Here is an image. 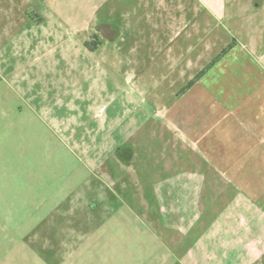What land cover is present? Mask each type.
<instances>
[{"label":"rangeland","instance_id":"obj_1","mask_svg":"<svg viewBox=\"0 0 264 264\" xmlns=\"http://www.w3.org/2000/svg\"><path fill=\"white\" fill-rule=\"evenodd\" d=\"M45 8L0 0V264H264V241L219 224L203 236L159 212L151 160L164 136L152 128L162 122L169 138L181 68L94 29L60 32ZM179 197L175 207L190 195Z\"/></svg>","mask_w":264,"mask_h":264},{"label":"crops","instance_id":"obj_2","mask_svg":"<svg viewBox=\"0 0 264 264\" xmlns=\"http://www.w3.org/2000/svg\"><path fill=\"white\" fill-rule=\"evenodd\" d=\"M44 4L43 16L60 32L66 23L77 33L94 29L106 43L122 40L126 44L122 48L129 52L146 51L154 56L153 65L181 68L179 80L187 83L176 95L169 138L162 135V122L152 128L154 136H164V147L158 143L151 162L152 193L160 201L159 212L165 209L163 216L170 218L165 224L198 222L205 228L203 236L219 224L224 228L218 233L226 237L263 242L264 0H44ZM225 19H230L231 30L221 24ZM254 23L262 28H254ZM84 43L76 41L78 46ZM230 46L206 75L184 90ZM178 195L190 197L175 207ZM179 209L187 210L188 217H179L184 222L174 220ZM208 211L214 218L205 223ZM188 238L198 239L193 234Z\"/></svg>","mask_w":264,"mask_h":264},{"label":"trees","instance_id":"obj_3","mask_svg":"<svg viewBox=\"0 0 264 264\" xmlns=\"http://www.w3.org/2000/svg\"><path fill=\"white\" fill-rule=\"evenodd\" d=\"M231 49H232V46H230L227 49L223 50L218 55V57L207 68H205L203 71H201L196 76V78L187 85V87L184 90L190 89L198 80H200L204 75H206L212 69V67H214Z\"/></svg>","mask_w":264,"mask_h":264},{"label":"flooded vegetation","instance_id":"obj_4","mask_svg":"<svg viewBox=\"0 0 264 264\" xmlns=\"http://www.w3.org/2000/svg\"><path fill=\"white\" fill-rule=\"evenodd\" d=\"M118 150H119V151H118V152H119V155L123 157L121 149L118 148ZM123 153H124V151H123ZM125 153H129V152H126V150H125ZM125 155H126V154H125Z\"/></svg>","mask_w":264,"mask_h":264}]
</instances>
